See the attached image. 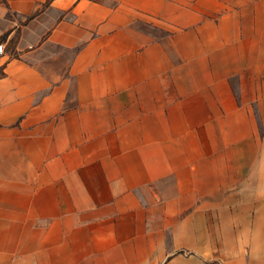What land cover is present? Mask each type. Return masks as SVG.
Segmentation results:
<instances>
[{
	"label": "crops",
	"instance_id": "0c3cea01",
	"mask_svg": "<svg viewBox=\"0 0 264 264\" xmlns=\"http://www.w3.org/2000/svg\"><path fill=\"white\" fill-rule=\"evenodd\" d=\"M0 38V264H264V0H0ZM237 115L243 170L200 153Z\"/></svg>",
	"mask_w": 264,
	"mask_h": 264
},
{
	"label": "rangeland",
	"instance_id": "374dc122",
	"mask_svg": "<svg viewBox=\"0 0 264 264\" xmlns=\"http://www.w3.org/2000/svg\"><path fill=\"white\" fill-rule=\"evenodd\" d=\"M144 28L151 32L153 36L160 37L163 32L161 29L153 26L145 25ZM1 41V38H0ZM1 44V43H0ZM213 72H212V71ZM4 72V66L0 65V75ZM227 68L226 67H214V68H205L204 75H214L215 80L219 83H215V88L218 91H225V84L223 83L226 77ZM238 75L233 77L236 81L232 84L233 89L238 92H243L245 90L244 86L247 87V84H239L237 82ZM231 78V79H233ZM206 81V78H205ZM249 86V85H248ZM227 118L226 116H220L219 125H212L211 127L205 128V130L200 132L201 139V152L204 155H220L222 156H234L233 158V167L235 170H243L244 163L243 156L245 154L254 155L256 150L254 151L253 140L261 139L263 132L261 130L251 132L252 137L249 138V132L244 129L243 116L237 115L235 116V127L234 129L227 130ZM181 131L179 130V124L172 123L170 130L164 131V138L180 137ZM248 137V138H247ZM8 138L7 132L4 130L3 126H0V173H8L14 171V164L12 163V167H9L7 163L3 160V156L8 153V150L16 149L15 144L13 142H6L5 140ZM256 141V140H255ZM250 147H247L246 145ZM183 148L179 145L172 146H158L156 148H151V154L156 155H180ZM14 162V161H13Z\"/></svg>",
	"mask_w": 264,
	"mask_h": 264
},
{
	"label": "built area",
	"instance_id": "2783aa9c",
	"mask_svg": "<svg viewBox=\"0 0 264 264\" xmlns=\"http://www.w3.org/2000/svg\"><path fill=\"white\" fill-rule=\"evenodd\" d=\"M5 52V47L3 44H0V54H3Z\"/></svg>",
	"mask_w": 264,
	"mask_h": 264
},
{
	"label": "trees",
	"instance_id": "16d2710c",
	"mask_svg": "<svg viewBox=\"0 0 264 264\" xmlns=\"http://www.w3.org/2000/svg\"><path fill=\"white\" fill-rule=\"evenodd\" d=\"M4 74H5V72H3V73L0 75V77H3V76H4Z\"/></svg>",
	"mask_w": 264,
	"mask_h": 264
}]
</instances>
